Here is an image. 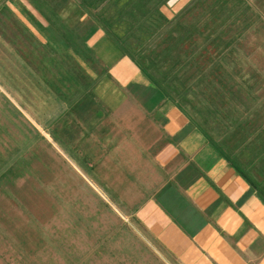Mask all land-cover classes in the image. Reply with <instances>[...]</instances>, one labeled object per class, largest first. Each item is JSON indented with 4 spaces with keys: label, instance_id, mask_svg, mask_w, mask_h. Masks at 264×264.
<instances>
[{
    "label": "rangeland",
    "instance_id": "rangeland-1",
    "mask_svg": "<svg viewBox=\"0 0 264 264\" xmlns=\"http://www.w3.org/2000/svg\"><path fill=\"white\" fill-rule=\"evenodd\" d=\"M106 29L264 191V0H6L0 264H179L134 215L168 176L165 97L109 81Z\"/></svg>",
    "mask_w": 264,
    "mask_h": 264
},
{
    "label": "crops",
    "instance_id": "crops-1",
    "mask_svg": "<svg viewBox=\"0 0 264 264\" xmlns=\"http://www.w3.org/2000/svg\"><path fill=\"white\" fill-rule=\"evenodd\" d=\"M109 36L97 30L89 40L109 81L117 89L151 83ZM159 92L164 141L155 160L168 176L137 207L136 221L179 264H264V201L243 174L248 169Z\"/></svg>",
    "mask_w": 264,
    "mask_h": 264
},
{
    "label": "trees",
    "instance_id": "trees-1",
    "mask_svg": "<svg viewBox=\"0 0 264 264\" xmlns=\"http://www.w3.org/2000/svg\"><path fill=\"white\" fill-rule=\"evenodd\" d=\"M6 0H0V4L5 3ZM106 31L108 32V29H106ZM109 33V32H108ZM109 35L113 38H115L114 36H112V34L109 33ZM116 39V38H115ZM117 40V39H116ZM118 41V40H117ZM119 43L121 44V46L123 47L124 51L129 54L136 62L137 64L140 66V68L142 69L143 73L148 77V79L152 82V84L159 90H161L163 92V94L168 97L170 95H168L166 93V91L164 90V88H162L160 86V84L154 79V77L148 72V70L141 64V62H139L133 55V53L122 43V41H119ZM209 139H211V137H209ZM214 143L215 141L213 139H211ZM220 146V145H219ZM227 154V153H226ZM234 159V158H232ZM236 160V159H235ZM242 166V165H241ZM243 167V166H242ZM243 170V169H242ZM247 172V173H246ZM246 172L244 171L243 174H245L248 178L249 181L251 182L252 186L256 189V192L259 194V196L263 199L264 201V191L261 189L260 187V183L259 181L248 171L246 170Z\"/></svg>",
    "mask_w": 264,
    "mask_h": 264
}]
</instances>
